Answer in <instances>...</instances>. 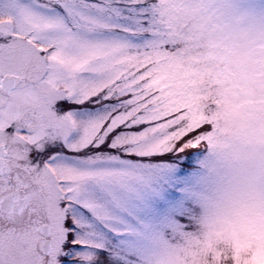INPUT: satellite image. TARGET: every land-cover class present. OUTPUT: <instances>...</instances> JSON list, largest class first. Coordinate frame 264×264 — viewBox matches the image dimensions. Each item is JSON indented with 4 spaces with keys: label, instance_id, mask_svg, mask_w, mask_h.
Instances as JSON below:
<instances>
[{
    "label": "snow or ice",
    "instance_id": "1",
    "mask_svg": "<svg viewBox=\"0 0 264 264\" xmlns=\"http://www.w3.org/2000/svg\"><path fill=\"white\" fill-rule=\"evenodd\" d=\"M257 65L264 0H0V264H234L181 205L164 227L134 210Z\"/></svg>",
    "mask_w": 264,
    "mask_h": 264
},
{
    "label": "clouds",
    "instance_id": "2",
    "mask_svg": "<svg viewBox=\"0 0 264 264\" xmlns=\"http://www.w3.org/2000/svg\"><path fill=\"white\" fill-rule=\"evenodd\" d=\"M234 118L199 149L197 238L229 252L234 264H264V78Z\"/></svg>",
    "mask_w": 264,
    "mask_h": 264
},
{
    "label": "rangeland",
    "instance_id": "3",
    "mask_svg": "<svg viewBox=\"0 0 264 264\" xmlns=\"http://www.w3.org/2000/svg\"><path fill=\"white\" fill-rule=\"evenodd\" d=\"M179 155L164 152L152 159L151 163L156 168L159 192L157 195L147 197L145 202L134 210L141 219L158 227H164L169 218L186 224L189 217L181 216L174 211L178 205L194 215L197 210L192 192L197 186L199 166L182 172L178 164L174 163L178 158H172Z\"/></svg>",
    "mask_w": 264,
    "mask_h": 264
},
{
    "label": "bare ground",
    "instance_id": "4",
    "mask_svg": "<svg viewBox=\"0 0 264 264\" xmlns=\"http://www.w3.org/2000/svg\"><path fill=\"white\" fill-rule=\"evenodd\" d=\"M200 158H202V157H200ZM180 194H181V193H180ZM180 194H179V195H180Z\"/></svg>",
    "mask_w": 264,
    "mask_h": 264
}]
</instances>
